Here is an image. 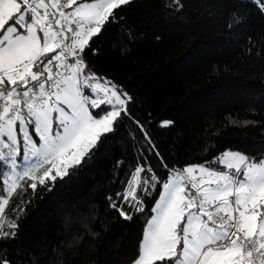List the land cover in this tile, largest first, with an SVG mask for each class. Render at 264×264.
Instances as JSON below:
<instances>
[{
	"label": "snow or ice",
	"instance_id": "1",
	"mask_svg": "<svg viewBox=\"0 0 264 264\" xmlns=\"http://www.w3.org/2000/svg\"><path fill=\"white\" fill-rule=\"evenodd\" d=\"M132 2L0 0V264H14L2 244L17 238L28 189L51 191L125 121L142 134L144 163L138 159L126 173L109 207L132 221L125 206L143 214L144 197L156 193L132 264H264V156L225 150L210 162L169 168L129 109L133 96L86 63L96 53L94 38ZM249 2L264 16V0ZM14 198L13 218L7 209Z\"/></svg>",
	"mask_w": 264,
	"mask_h": 264
},
{
	"label": "trees",
	"instance_id": "2",
	"mask_svg": "<svg viewBox=\"0 0 264 264\" xmlns=\"http://www.w3.org/2000/svg\"><path fill=\"white\" fill-rule=\"evenodd\" d=\"M180 3L179 9L174 0H133L123 6L116 22L94 38L96 53L89 52L86 63L133 96L129 109L169 168L210 162L225 150L264 156V16L249 0ZM165 120L173 124L160 127ZM143 147L141 132L125 121L91 159L50 184L51 191L28 189L17 238L2 244L9 259L14 264H132L156 193L144 197L143 214L125 206L132 221L112 210L107 197L123 192L121 181L128 179ZM118 161H123L119 167ZM147 162L166 178L155 156ZM17 203L14 198L7 209L13 218Z\"/></svg>",
	"mask_w": 264,
	"mask_h": 264
},
{
	"label": "rangeland",
	"instance_id": "3",
	"mask_svg": "<svg viewBox=\"0 0 264 264\" xmlns=\"http://www.w3.org/2000/svg\"><path fill=\"white\" fill-rule=\"evenodd\" d=\"M231 151H236V150H231ZM237 152H239V151H237ZM242 153V152H241ZM244 154V153H243ZM220 156V155H219ZM195 164H199V163H195Z\"/></svg>",
	"mask_w": 264,
	"mask_h": 264
}]
</instances>
